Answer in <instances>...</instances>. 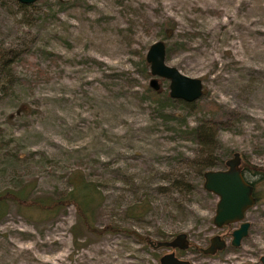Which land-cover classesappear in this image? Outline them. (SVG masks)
<instances>
[{"label":"rangeland","instance_id":"rangeland-1","mask_svg":"<svg viewBox=\"0 0 264 264\" xmlns=\"http://www.w3.org/2000/svg\"><path fill=\"white\" fill-rule=\"evenodd\" d=\"M155 40L165 63L201 79L193 104L148 96L141 59ZM0 46L15 53L0 66V191L28 181L31 193L67 190L79 170L100 190L93 226L136 232L93 234L71 203L48 215L10 202L0 264H159L171 249L145 238L178 231L190 244L174 252L190 264H260L264 197L230 246L237 222L213 225L217 196L201 170L234 151L264 165V0H0ZM158 84L168 94V80ZM201 121L209 146L191 131ZM138 204L142 214L128 213ZM214 233L225 247L203 254Z\"/></svg>","mask_w":264,"mask_h":264},{"label":"water","instance_id":"water-1","mask_svg":"<svg viewBox=\"0 0 264 264\" xmlns=\"http://www.w3.org/2000/svg\"><path fill=\"white\" fill-rule=\"evenodd\" d=\"M23 4L35 0H16ZM165 45L161 40L151 42L145 53L144 59L148 64V86L154 90L159 89L158 78L168 80V95L186 102L196 100L202 94V81L199 77L188 76L181 73L178 68L165 63ZM240 156L237 151L232 156L224 159V167L205 169L202 172V187L217 196L212 215V223L221 227L237 222L230 231V246H237L242 237L247 234L249 222L244 219L246 210L255 203L253 185L246 180L239 167ZM146 243L153 247H166L171 250L158 256L159 264H190L186 258L175 254L174 249L184 250L190 244L184 231L176 232L169 239L146 238ZM226 240L218 233L208 237V243L199 247L203 254H213L223 249ZM260 264H264V254L258 256Z\"/></svg>","mask_w":264,"mask_h":264},{"label":"trees","instance_id":"trees-1","mask_svg":"<svg viewBox=\"0 0 264 264\" xmlns=\"http://www.w3.org/2000/svg\"><path fill=\"white\" fill-rule=\"evenodd\" d=\"M23 3L19 2V6L23 8ZM171 30V29H170ZM15 53L10 49L0 46V66H7L13 62ZM141 63L147 69V62L144 58ZM148 96L156 101L158 105L167 104L170 101H176L179 104L191 105L194 101L186 102L179 98H172L167 93H160L159 91L147 88ZM164 101V102H163ZM163 102V103H161ZM210 126L205 125L202 121L192 127L191 131L194 133L198 142L203 146H209L212 141ZM217 162L224 166V159L216 158ZM212 162H204L208 165ZM240 171L243 177L253 185V193L255 201L264 197V165L251 163L243 156L240 157L239 162ZM203 170H201V173ZM68 188L63 191H50L45 193H31L30 185L28 182H18L16 187L5 188L0 191V217L6 213L8 203L14 202L17 206L23 208L33 207L43 214H54L59 210L65 208L67 204H73L76 210V216L84 229L89 230L93 234H103L105 232H124L125 234H132L136 236V232L132 229L124 228L116 224L106 223L100 227L93 226L94 210L99 201H101L100 190L98 186L91 180L85 179L79 170L70 171L67 174ZM134 208V209H133ZM128 213L136 216L144 212L143 205H133L128 208ZM74 235V240H76ZM146 239V238H145ZM142 241H145L141 238Z\"/></svg>","mask_w":264,"mask_h":264},{"label":"flooded vegetation","instance_id":"flooded-vegetation-1","mask_svg":"<svg viewBox=\"0 0 264 264\" xmlns=\"http://www.w3.org/2000/svg\"><path fill=\"white\" fill-rule=\"evenodd\" d=\"M175 249H177V248H175Z\"/></svg>","mask_w":264,"mask_h":264}]
</instances>
